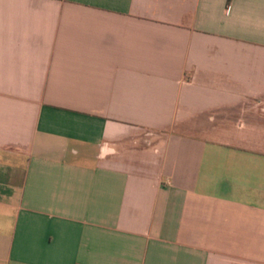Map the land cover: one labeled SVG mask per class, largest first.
I'll use <instances>...</instances> for the list:
<instances>
[{"label": "crops", "instance_id": "0c3cea01", "mask_svg": "<svg viewBox=\"0 0 264 264\" xmlns=\"http://www.w3.org/2000/svg\"><path fill=\"white\" fill-rule=\"evenodd\" d=\"M0 264H264V0H0Z\"/></svg>", "mask_w": 264, "mask_h": 264}]
</instances>
